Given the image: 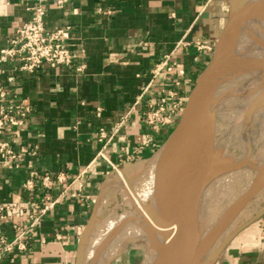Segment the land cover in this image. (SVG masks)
I'll return each instance as SVG.
<instances>
[{"label":"crops","instance_id":"1","mask_svg":"<svg viewBox=\"0 0 264 264\" xmlns=\"http://www.w3.org/2000/svg\"><path fill=\"white\" fill-rule=\"evenodd\" d=\"M38 5L46 9L47 28L69 25L74 57L70 65L33 72L18 60L0 65V106L23 99L30 106L24 121L15 114L0 133L6 143L0 206L23 210L19 216L0 211L1 237L12 241L23 233V248L0 264H75L116 169L149 160L175 128L226 32L230 0H0V46ZM162 97L170 119L154 128L144 113ZM45 205L33 225L31 216ZM213 248L218 264H264V182Z\"/></svg>","mask_w":264,"mask_h":264},{"label":"bare ground","instance_id":"2","mask_svg":"<svg viewBox=\"0 0 264 264\" xmlns=\"http://www.w3.org/2000/svg\"><path fill=\"white\" fill-rule=\"evenodd\" d=\"M232 55V67L217 74L209 109L208 127L214 124V164L198 181L199 195L207 198L218 195L223 188L226 191L217 209L210 208L202 215L197 212L194 217L190 234L193 264H206L217 233L264 182V152L237 157L232 162L215 154L216 124L225 108L227 121L234 123L240 118L253 119L258 111H264V15L257 16L239 32ZM252 80L256 84L246 92V100H242V89ZM191 134L188 131L182 139L189 153L194 144ZM170 151V144L164 143L141 177L135 178L127 164L108 181L104 191L111 196L122 191L123 197L133 203L134 210L127 207L120 213L108 215L92 229L83 244L84 264H109L145 230L152 235L149 264H170L167 249L176 230L172 216L183 200L192 164L190 154L180 151L177 169ZM240 160L245 163L240 164ZM150 196H153L152 203H148Z\"/></svg>","mask_w":264,"mask_h":264},{"label":"water","instance_id":"3","mask_svg":"<svg viewBox=\"0 0 264 264\" xmlns=\"http://www.w3.org/2000/svg\"><path fill=\"white\" fill-rule=\"evenodd\" d=\"M259 15H264V0H230L226 32L209 63L197 78L180 118L165 142L170 144V153L177 169L180 151L192 157L183 200L176 214L172 216L176 230L167 249L170 264H193L194 252L190 244V234L194 217L198 211L200 196L198 181L214 164L212 138L214 124L210 123L208 127V121L211 118L209 109L217 74L232 67L234 60L232 49L243 22L252 16ZM188 131L192 133V141H194L191 153L182 145V139ZM241 163H245V160H240ZM182 209H184L183 213ZM82 256L83 246L77 252L75 264H81Z\"/></svg>","mask_w":264,"mask_h":264},{"label":"built area","instance_id":"4","mask_svg":"<svg viewBox=\"0 0 264 264\" xmlns=\"http://www.w3.org/2000/svg\"><path fill=\"white\" fill-rule=\"evenodd\" d=\"M64 0H56L58 5H62ZM46 9L43 5H38L33 9L32 15L23 23L18 25L10 37L5 39V43L0 46V65L10 60L20 61V67L28 72H33L43 65H48L51 68H56L62 65H70L74 57L71 51L69 40V25L56 28H47L45 25ZM201 44L199 43V46ZM164 63V62H163ZM159 63L155 67L158 72L162 67ZM5 96V92L0 89V99ZM166 97L160 98L156 104H150L149 110L144 113V121L146 124L156 128L160 124L169 121V116L165 114ZM178 111V104L172 105V113ZM30 112V106L26 99L21 100L17 104H10L6 108L0 106V133L4 129L5 124L15 120V114H19L21 119L19 122L24 121L25 117ZM105 137L104 131L101 129L99 132V139ZM6 143L0 141V150L5 149ZM6 152L12 158H19L20 154L15 153L11 149ZM44 180L50 181L49 177L44 176ZM49 208L45 205L40 212V215L31 216L33 225ZM5 210V215L22 214V208L15 203H8L0 206V211ZM22 232L16 236L12 241H7L0 236V259L6 253H10L15 249L23 248Z\"/></svg>","mask_w":264,"mask_h":264},{"label":"rangeland","instance_id":"5","mask_svg":"<svg viewBox=\"0 0 264 264\" xmlns=\"http://www.w3.org/2000/svg\"><path fill=\"white\" fill-rule=\"evenodd\" d=\"M245 84V87L242 89V100H246V92L253 88V86L256 84V81L252 80L251 83L247 81ZM258 113L259 114L254 117L255 119L240 118L238 123H234L227 121V110L225 108L216 124V157H223L232 162L237 157L241 158L243 156H253L264 152V111L260 110ZM155 153H153V155L147 161L138 164H129V170L132 172L135 178L141 177L144 174L147 165L151 162ZM124 167L118 168L117 171ZM117 171L114 172V175ZM225 191L226 188H223L221 193L209 198L200 195L198 199L197 212L202 215L203 213L209 211L210 208L217 209L219 200H222L221 198L223 196V192ZM106 196L107 195L102 196L101 201L103 205L101 204V210L97 215L96 222L94 223L92 229H94L96 225L100 224V222L108 215L110 216L114 213H120L127 207L131 210H134L133 203L131 200L123 197L122 191H117L114 195H112V197L110 195L109 198ZM152 202H154L153 196H150L148 203ZM226 227L217 233L214 245L218 242ZM151 249L152 235L145 230L135 241L127 244L124 250L119 251L116 257L109 264H149ZM213 249H211L207 256L206 264H218L217 259L212 256ZM81 264H84V254L82 256Z\"/></svg>","mask_w":264,"mask_h":264}]
</instances>
